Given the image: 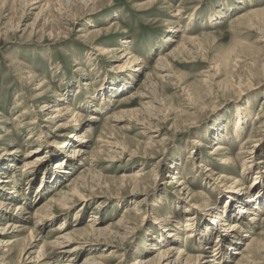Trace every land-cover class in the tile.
Masks as SVG:
<instances>
[{
    "label": "rangeland",
    "instance_id": "rangeland-1",
    "mask_svg": "<svg viewBox=\"0 0 264 264\" xmlns=\"http://www.w3.org/2000/svg\"><path fill=\"white\" fill-rule=\"evenodd\" d=\"M124 49L129 51L126 57L121 56ZM130 55L140 62L126 63ZM28 74L35 77L26 83ZM125 81L128 89L117 83ZM124 95L131 97L120 103ZM146 106L157 111L143 110L119 124L112 121L122 109ZM54 107L70 112L51 123ZM68 120L73 121L67 127L59 126ZM80 133L86 136L85 152L74 155L78 143H63ZM220 134L234 155L233 166L208 153ZM112 142L147 154H123ZM263 142L264 0H0V178L12 179L9 185L0 183V200L6 203L0 229L7 232L0 235L18 240L33 229L37 236L35 253H25L19 262L22 244L17 241L0 254L4 264H65L72 256L73 264L89 257L103 264H132L146 250L152 255L157 249L149 248L159 236L155 217H179V210L193 208L185 202L186 193L177 191L176 174L217 200L220 216H229L238 203L230 208L228 198H219L203 169L215 166L216 177L230 173L238 188H254L259 196L264 189ZM64 157L67 168L57 172L53 166ZM156 164L159 177L153 180L150 170ZM142 172L147 175L138 176ZM74 181L86 196L66 209L56 207L51 217L37 223L41 207ZM18 205L27 213L16 210ZM209 212L198 213L193 223L205 228L216 219L217 211ZM257 213H243L245 222L254 225L240 228L239 243L225 249L218 264H235L240 256L234 252L244 250L251 237L264 242V212ZM125 216L136 221L120 222ZM235 220L239 216L230 219ZM16 222L25 230L13 232ZM63 222L67 232L93 224L119 235L110 245L76 233L77 242L71 245L81 248L75 254L45 246L47 259L35 263L41 245L57 239V226ZM184 222L182 216L178 226L183 247L197 253L194 235L184 242L185 233H192ZM217 223L225 234L224 221ZM211 231L210 239H204L210 251L219 241L216 229ZM257 255L255 263L264 264V253Z\"/></svg>",
    "mask_w": 264,
    "mask_h": 264
},
{
    "label": "bare ground",
    "instance_id": "bare-ground-1",
    "mask_svg": "<svg viewBox=\"0 0 264 264\" xmlns=\"http://www.w3.org/2000/svg\"><path fill=\"white\" fill-rule=\"evenodd\" d=\"M238 1H241V0H238ZM251 11L252 10H249L247 12H251ZM240 16H238V17H240ZM240 19H242V16H241ZM235 20H236V18H235ZM122 43L125 44V42H122ZM125 52L128 53L129 51L127 52L124 49L123 53L121 54L122 57L125 56V54H126ZM125 62L128 63V64L129 63H133V62L139 63L140 59L138 57H136V56H131L130 55L129 57H127ZM137 69H140V67H138ZM34 77H35L34 74L26 75L25 76L26 83H27V81L29 82V80L30 81L33 80ZM122 81H124V80H122ZM117 83L119 84V87H121L122 89H126V88L128 89V87L130 86L128 81L120 82V83L117 82ZM42 85H43V83L41 82V84H39V86L37 88H40ZM122 97H125V95L122 96ZM130 97H131V95L127 96L125 98H122V100H120V103L123 102V101H128ZM149 109H152L153 111L154 110L157 111V107H151V106L143 107V109H140V108L122 109L119 113L114 115V118H112V121L116 122L117 124H119L120 122L125 121V120L129 121L127 119L128 117L129 118L133 117L136 114H138L139 112L142 113L143 110H148L149 111ZM65 110H66L65 108L54 107V109H52L51 111H53L55 113H51L50 118H49L50 122L53 123L57 119L65 116L66 114H68L70 112V111H66V113H63ZM151 114H153V113H151ZM111 116H113V115H108V117H111ZM71 121H73V120H68V121H66L64 123L59 124V126L60 127H65V126L67 127V125H68L67 123H69ZM193 123L189 124L190 128L194 126ZM219 130H220V132H222L221 131L222 129H218L217 132H219ZM40 133H42V132H40ZM226 133H228V130L227 131L224 130V134H226ZM224 134H222V135L220 134L221 138H219V142L217 144H215L213 146V148L211 147V150L208 153H210V155H213V159L215 157L221 158L222 160L220 162L222 164L227 165V166H229V165L233 166L235 164L236 160L234 158V155L231 153L230 147L226 145V142H224V138L226 139V136ZM233 134H235V131L233 132ZM42 136H44V135H40V141H42V138H41ZM70 137H72L73 139L68 140L69 142L66 140L63 143V146L67 145V144H70V143L71 144L72 143H74V144L78 143L77 147H75L72 150L73 153L72 152L71 153L74 154V155H80V154L84 153L85 150L83 149L84 148L83 147V143L85 141H84L83 138H85L86 136L84 134L80 133V134H78L76 136H73V134H72ZM193 144L194 145L195 144H199L200 146L204 145V144H202V142L199 143L198 141H195V143L193 142ZM111 146L115 147L117 150L121 149V153H123V154L128 153L131 156L132 155L138 156L142 152H145V154H147L146 151H144V150L141 151V149H139V148L132 150L130 147H127L125 144H120L119 145L116 142H114V143L112 142ZM148 146H150V144H147L145 147H148ZM37 148H39V147H37ZM111 151H113V150H111ZM33 152H35V151H33ZM249 152L254 153V148L249 150ZM249 152H248V154H249ZM214 155H216V156L214 157ZM189 158H190V155L188 156V159ZM58 161H57L56 165L53 166L54 169L57 170V172L60 171V169L62 170L63 168H67L66 166L65 167L63 166L65 164H67V161H68V160H66L65 157L61 160V162L60 161L58 162ZM211 161H212V158H211ZM34 163L35 162L33 161L32 164H34ZM1 166H3L1 169H3V168L6 169L7 164L6 163H2ZM154 166L155 167H153V169L150 170V171H151V173L153 175V178H154L153 180H157L158 177H159V172H158L159 166L157 164L154 165ZM202 166H203V164L201 163L200 167H202ZM257 168H258V166H257ZM259 168H260V166H259ZM259 168H258V170H259ZM215 170H216L215 166H214L213 169H212V167H205L203 169V173L204 174L202 176L203 177L206 176L208 178V180L211 183L207 182V184L209 186H212V188L214 187V189L216 191H218L217 193L220 195L219 198H221V199H223V197L228 198V202H230V203H228V204H230V208L233 207L232 203H234V202L238 203V205L235 206L234 209L230 210V211H232L233 214L231 213V215H229V216H227V214H226V216H222V215L220 216L219 215L220 214L219 213L220 208L218 206V201L217 200H216L217 201L216 202L210 196H208V195L204 196L205 195L204 192L195 191L190 185L186 184L184 180H181L182 177L180 175L176 174L174 179H177L178 181L175 180L174 183L177 184V186L175 185L176 188H177V191H179L180 193H186L187 198H186L185 202L189 206H191L193 208H191V210H189V212L186 211V212H183V213L180 212V210H179V214H178L179 217L176 215L177 217L174 216L175 218L171 215V213H168L167 216L164 217V218L155 217L156 218V223H159V228H158L159 229L158 230V233H159L158 235L159 236L154 239L155 241L152 242V244H151L152 246L149 249H151L152 251L156 250V249L157 250L152 255L148 254V252L146 254L147 250L142 252V254H141L142 257L139 258L140 256H138L132 262V264H205V263H208V261H209V263L211 262V264L212 263L218 264L219 263L218 259H223L225 257V253H226V252H224L225 249H229L231 251V249L233 248V245H236V244L239 243L238 240H240L241 236H240V233L238 235V231L240 230V228H242L243 231H244V228H249L250 229L251 227H249V226H253L254 225L253 224L254 221L253 222L249 221L248 223L245 222V219L247 217L243 213H249L252 210V212L254 211V215L255 214L258 215L257 211L259 213L260 212H264V189L261 190L260 195L257 196L256 194H254V188L253 189H247L246 187L245 188H238V186L236 184L239 181H237L234 177H232L234 175L231 176L230 173H229V175L222 173V174H219L216 177L217 172ZM262 171H264V169ZM2 172H4V171H2ZM66 172L67 171H65V173ZM225 172H226V170H225ZM228 172H229V170L226 173H228ZM231 173H232V171H231ZM6 174H7V172H6ZM239 174L240 173H238V175ZM139 175H144L145 176V175H147V172H142L141 174H138V176ZM1 178H0V183H2V184H8V183L12 182V179L9 176H5L4 179H3V177H1ZM57 179H58V176H56V179H55V181L52 182V184L55 183ZM77 180L80 181V178L78 177ZM82 186L83 185H81V188H82ZM67 189L68 190L65 191V192H60L57 195V197L50 198L49 201L47 202V204H45L44 206L41 207L42 210L37 214V218H38L37 219V223H41L45 218L51 217L53 215L54 210H55L56 207L66 209V208L70 207V204H72L76 200V198H83V197L86 196L83 192H81L79 190V182L76 183V181H74L73 184H71L69 186V188L67 187ZM138 203H135V204L137 205ZM5 204L6 203H4L2 200H0V210L4 209V207L6 206ZM130 207L129 206L126 207V210L128 211L130 209ZM237 208H239V210ZM16 210L23 211L24 209H23V207L21 205L20 206L18 205ZM210 210L211 211H214V210L217 211L216 212L217 215L215 216L216 219L211 220V222H208V224H207V226L205 228H199L197 224L196 225L194 224L196 219H198V217H199L197 215L198 213H202V212L207 213ZM23 212L27 213V211H25V210ZM136 212H140V210L136 211ZM3 213L4 212H1V216L3 215ZM130 213H132V212H130ZM130 213H128V214H130ZM223 214H224V212H223ZM236 215L239 216L240 220L230 221V219L233 216L235 217ZM182 216L186 217L187 223L184 222L186 224V229L192 230V233H190L191 231L190 232H186V233L184 232L186 234V236L184 235L186 237V238H184V242L185 241L187 242V240L190 239L191 237H193V235H194V239H195V242H196L194 247H195V249H198V251L195 250L197 253L188 252L183 247L184 246L183 245V241H182L183 238L180 235L181 233L179 232L180 229H179V226H178V224H180V220L182 219ZM224 217H229V218H226L224 220ZM249 219H251V218H249ZM256 219H257V217H256ZM133 220L136 221V219L133 216H130L128 218L125 216V218L124 217L121 218L120 222L132 223ZM220 221H224L223 225H225V229H223V231L226 232L225 234L224 233L222 234V233L219 232V230H217V229H219L218 225H220V223H219ZM19 222L14 223V225H13L14 229L12 230L13 232H21V231L25 230L26 227H24ZM262 222H264V215H263V218H262ZM216 223L218 225H216ZM134 224H136V223H134ZM170 224H173L172 227H169ZM192 224L194 225V227L196 228L197 231L192 229ZM223 225H221V226H223ZM65 227H66V223L65 222H63L61 225H58L56 230H59L60 234H58L57 239L54 240V242H52V243H48V242L45 241V243H43L41 245L40 249L37 251L36 257L33 258L35 263L45 262L44 261L45 258L48 257V252L46 251L45 246H48V247L51 246L52 250L54 248L55 249H60L61 253H74L75 254L77 252V249L80 247V244H76L74 246L71 245L74 241L77 242L76 233H80L81 232V235L82 234L83 235H85V234L93 235L94 238L97 239V240L101 239V238L104 239V240H108L109 244L111 243V241L114 240V238H116L119 235L117 232L113 231L110 228H105V227H101V226L97 227L96 225H93V224L91 225L90 228H88V227H87L88 229L85 228L84 231H81V229H79V230H74V231L67 232V231H64ZM212 228L216 229V232H218L217 236L219 238V241H217V245L216 244L214 245V249L212 251H210V248H208V246H205V245H208V243H205V242H207L210 239V234L209 233L212 232L211 231ZM90 229L92 230V234L90 232H87ZM170 231H173V232H170ZM194 231L196 233L193 234ZM28 232L29 233H28L27 236L21 237L18 240H8V239H5L6 237L2 236L4 234H6L7 232L5 230H3V229H0V234H2V235H0V254L7 253V252L11 251L10 246L15 244L17 241H19V242L21 241L22 245H21L20 250H19V260L18 261L20 262L23 259V255L25 253H28V257H30L32 253H35L33 250L37 246V244H34L35 243L34 241L37 238V236L35 235V231L33 229H29ZM196 236L199 237V239H197V241H196ZM247 236L249 237L248 233L246 232L245 237H247ZM123 237H126V236H123ZM204 239H206L207 241L204 240ZM147 244L145 243V247H146ZM226 244L229 245V246H227ZM110 245H112V244H110ZM223 245L226 248L223 247ZM215 246H217V247L215 248ZM117 249H119V248H117ZM114 252L115 251H112V252L110 251V253H114ZM234 253H236L237 255L240 256V258L239 257L236 258L235 264H256L254 260L259 258L257 254L258 253H264V242H262V239L252 238L251 237L250 240H248V243L246 245V248H244V250H242V251H238L237 250ZM125 254L126 253H124V251H123V253H121V256L124 257ZM56 256H58V255H56ZM207 257H210V258L208 259ZM74 259H75L74 256L69 257V260H66L67 263H65V264H73V263H71V261H73ZM1 260H2V258H1V255H0V264H4V262H2ZM83 264H103V263H102V260H98L96 258L89 257V258L85 259Z\"/></svg>",
    "mask_w": 264,
    "mask_h": 264
}]
</instances>
